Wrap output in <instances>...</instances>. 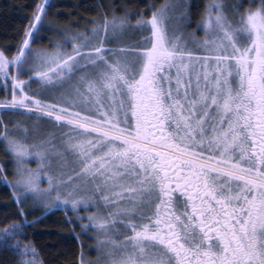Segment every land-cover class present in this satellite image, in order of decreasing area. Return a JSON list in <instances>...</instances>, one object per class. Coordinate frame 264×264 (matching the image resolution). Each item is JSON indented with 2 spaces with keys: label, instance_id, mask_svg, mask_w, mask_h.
Returning a JSON list of instances; mask_svg holds the SVG:
<instances>
[{
  "label": "snow or ice",
  "instance_id": "snow-or-ice-1",
  "mask_svg": "<svg viewBox=\"0 0 264 264\" xmlns=\"http://www.w3.org/2000/svg\"><path fill=\"white\" fill-rule=\"evenodd\" d=\"M49 6L36 4L15 55L0 49L10 89L0 109L69 131L57 151L49 140L26 144L14 135L26 129L2 124L16 177L3 180L14 202L67 208L88 221L83 229L107 233L119 223L131 235L105 264H264V0L244 11L232 5V18L212 0L200 25L212 39L195 50L170 28L172 0L150 8V18L138 13L135 25L102 13L91 37H66L70 51L57 39L33 47ZM126 26L147 35L135 47L107 46ZM65 153L76 167L69 174L57 164L50 174V156ZM33 156L35 169L25 163ZM98 204L115 211L100 215ZM24 226L9 225L0 240ZM16 247L19 264H40L35 248ZM78 264L101 260L81 254Z\"/></svg>",
  "mask_w": 264,
  "mask_h": 264
},
{
  "label": "trees",
  "instance_id": "trees-1",
  "mask_svg": "<svg viewBox=\"0 0 264 264\" xmlns=\"http://www.w3.org/2000/svg\"><path fill=\"white\" fill-rule=\"evenodd\" d=\"M188 4L186 13L193 26L201 21L211 0H182ZM43 0H0V49H5L10 55H15L17 46L23 38V29H26L35 11L36 4ZM47 26L42 27L37 33V39L33 47L51 48V39H57L64 43L65 50L70 51L72 44L68 43L66 37H72L76 32H87L89 28L95 27L92 21H98L102 13L108 14V19L113 17L123 19L129 24H135L142 13L145 18H150V8H158L166 3V0H48ZM228 9L232 5L242 3L244 9L260 5V0H221ZM63 33V35L61 34ZM130 40L128 43H111L110 47H135L146 36ZM94 43V41H93ZM13 74L15 72L13 71ZM22 78V76H21ZM10 89L5 87L0 77V102L10 99ZM24 111H8L0 109V132L3 131L2 124L8 128L15 121V117ZM0 139V152L3 144ZM2 144V145H1ZM0 155L4 162H10L4 169L0 162V232L9 225L24 224L18 230L23 235L17 234L15 239L5 237L0 240V264H19L21 255L16 247V241L30 245L36 249L37 260L40 264H78L83 251V243L77 223L71 219V213L61 208L49 210L37 209L27 211L26 215L21 210V204L14 202L13 193L3 176L7 179L13 176L12 159L3 152ZM7 158V159H6ZM0 160V161H1Z\"/></svg>",
  "mask_w": 264,
  "mask_h": 264
},
{
  "label": "rangeland",
  "instance_id": "rangeland-1",
  "mask_svg": "<svg viewBox=\"0 0 264 264\" xmlns=\"http://www.w3.org/2000/svg\"><path fill=\"white\" fill-rule=\"evenodd\" d=\"M173 3H175L176 7L171 10V19L169 21V25L172 31H174L175 35L177 37L181 38L182 43H187V46L190 50H195L199 46V41L212 39L211 36L207 34V32L201 27L202 20L205 16H202L201 21L199 23L192 25L193 22L190 20V18L187 16L186 13V5L185 2L182 0H172ZM212 2V0H211ZM210 2V3H211ZM260 6V5H259ZM259 6L252 7L253 9L258 8ZM251 8V7H250ZM224 11L226 15L229 18H232L236 15V13L232 9H228L226 6L224 8ZM126 25H135V24H129L128 22H125ZM42 28V27H41ZM40 28V29H41ZM40 31V30H39ZM145 32L143 30H138L135 27H124L120 31H118L115 34V37L113 38V42L116 44H123L128 43L130 40H134L135 38L142 36ZM79 42V41H78ZM142 42V40L139 42V44ZM95 43V41H94ZM110 47V46H109ZM197 55H204L205 53L197 52ZM82 73H78L77 75H81ZM21 78V77H20ZM21 79H27L26 76H22ZM33 88L36 87V84L32 85ZM67 88V86H66ZM65 89H60L59 91H65ZM59 91L56 93L59 94ZM50 102H55V100H52ZM12 128H23L27 131H17L14 133V135L17 138H22L23 142L26 144H39L42 140H49L53 145H55V148L57 151H64V149L61 147L62 144V136L64 133H67L69 130L67 128H58L54 127L50 121L47 119H40L36 116H30L27 115L25 112L16 116L15 121L12 125H10L9 129ZM3 144V149L0 152L1 156H5V153H8L7 145L5 141L1 140ZM2 145V144H1ZM10 159L13 161V157L11 155ZM6 157V156H5ZM7 159V158H6ZM1 160V159H0ZM50 160L53 164V168L50 169V174H55L57 171L61 169H57L55 165L57 164H63V171L69 172L71 174L70 169L73 167H76L75 163H73V157L70 153H65V156L62 158H57L54 154L50 156ZM1 165L5 169L10 162H4L0 161ZM12 167V173L13 176L9 178V181H12L16 179L14 175L15 170V164L14 162H11ZM25 163L30 168H37L38 162L35 156L29 157ZM60 179H67V177H59L57 176V180ZM76 183H80V181H76ZM42 187H47L46 178L44 179V182L41 185ZM90 187V185H89ZM61 191H64L62 189ZM90 195V193H87ZM54 195V194H53ZM21 204V210L24 215H26L27 211H33L37 209H43V210H49L54 208H61L65 209L66 211L71 213V219L74 221V223H77V226L79 228L80 232V239L83 243V258L86 261H97L98 259L101 260V264H105V262L109 259V257L106 255V253L111 252L113 253L117 258L122 254V245L124 244V239L126 235H131L123 226H121L119 223L115 224L113 227L109 228L107 230V233L101 232L95 228H88L83 229L80 224H87L88 221L85 220L83 222H80L76 219L77 213L73 211H69L67 208L60 207L58 205H53L51 207L45 206L44 204L37 203L36 201L32 199H28L26 202L19 203ZM99 207V214L100 215H106L109 211H115V209L109 208L106 205L101 206L98 204ZM87 213L92 214L97 212V207H89L87 210ZM85 213L82 211L79 213V215H84ZM117 219H120L117 217ZM101 241H108L106 244H101Z\"/></svg>",
  "mask_w": 264,
  "mask_h": 264
}]
</instances>
